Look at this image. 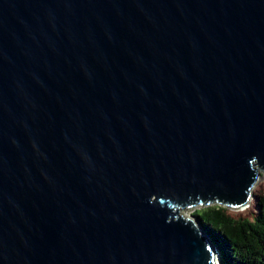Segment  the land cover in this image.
<instances>
[{
  "label": "water",
  "instance_id": "water-1",
  "mask_svg": "<svg viewBox=\"0 0 264 264\" xmlns=\"http://www.w3.org/2000/svg\"><path fill=\"white\" fill-rule=\"evenodd\" d=\"M262 176L264 0H0V264H219Z\"/></svg>",
  "mask_w": 264,
  "mask_h": 264
},
{
  "label": "trees",
  "instance_id": "trees-1",
  "mask_svg": "<svg viewBox=\"0 0 264 264\" xmlns=\"http://www.w3.org/2000/svg\"><path fill=\"white\" fill-rule=\"evenodd\" d=\"M255 204L250 217H234L217 203L193 211L212 238L219 264H264V191L256 195Z\"/></svg>",
  "mask_w": 264,
  "mask_h": 264
},
{
  "label": "rangeland",
  "instance_id": "rangeland-1",
  "mask_svg": "<svg viewBox=\"0 0 264 264\" xmlns=\"http://www.w3.org/2000/svg\"><path fill=\"white\" fill-rule=\"evenodd\" d=\"M264 191V177H260L255 185L252 187V196L250 197L248 203H246V205L239 207V208H228V212L234 216V217H238V216H242V217H250L252 214V211L256 210V204H255V199H256V195L260 192ZM200 206V205H199ZM191 207V208H184L180 211V213L184 215V217L188 216H192L193 215V211L199 207ZM202 206V205H201Z\"/></svg>",
  "mask_w": 264,
  "mask_h": 264
},
{
  "label": "bare ground",
  "instance_id": "bare-ground-1",
  "mask_svg": "<svg viewBox=\"0 0 264 264\" xmlns=\"http://www.w3.org/2000/svg\"><path fill=\"white\" fill-rule=\"evenodd\" d=\"M183 214V213H182Z\"/></svg>",
  "mask_w": 264,
  "mask_h": 264
}]
</instances>
